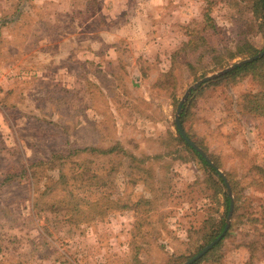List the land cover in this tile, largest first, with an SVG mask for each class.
I'll return each instance as SVG.
<instances>
[{
    "label": "rangeland",
    "instance_id": "rangeland-1",
    "mask_svg": "<svg viewBox=\"0 0 264 264\" xmlns=\"http://www.w3.org/2000/svg\"><path fill=\"white\" fill-rule=\"evenodd\" d=\"M143 1L0 0V264H182L227 224L177 108L264 49V17L257 0H155L147 18ZM229 72L184 102L235 208L195 262L264 264V80L211 83Z\"/></svg>",
    "mask_w": 264,
    "mask_h": 264
},
{
    "label": "trees",
    "instance_id": "trees-1",
    "mask_svg": "<svg viewBox=\"0 0 264 264\" xmlns=\"http://www.w3.org/2000/svg\"><path fill=\"white\" fill-rule=\"evenodd\" d=\"M256 6H257V11L260 12L261 16L264 17V0H257L256 1ZM20 11H18V13H20ZM249 50H243L240 51L239 53H248ZM255 52H257V50H251L249 52L250 55L255 54ZM260 60H255L251 63H246L243 64L241 66H238L237 68L233 69L231 72H229L228 74L217 78L215 80H212L211 83H217L222 79H226V78H237V77H241L243 75L246 74H259L261 73V79L264 80V66H260L259 63ZM264 82V81H263ZM264 86V84H263ZM250 103L252 104V109L254 111H256L257 113H259L260 115H264V88L259 91L256 94H253L250 98H249ZM186 115V104L183 105V111L181 114V120L182 122H184V118ZM178 137L179 140L183 143H185L188 147V149L190 151H192L194 153V155L200 160V162L203 164V166L206 168V170L208 171V174L211 176L212 178H216V182L218 184H221L224 188L226 187V183L225 180L222 176V174L220 173L219 170H217V168H215L198 150H196L193 146H191L190 144H187L186 141L184 140V138L182 137V134L180 133V131H178ZM224 197V204L226 207V215L229 212L230 209V204H231V198L230 195L228 194L227 191H224L223 194ZM235 210V208H234ZM226 221L225 219L222 220V222L220 223V227L213 232L212 234H210V238L208 240V243L211 242L212 240H214L215 238H217L219 236V234L222 232L223 228L225 227ZM222 241V240H221ZM217 243L213 249L215 247H217L220 243ZM200 261V260H198ZM193 264H197V262L193 263Z\"/></svg>",
    "mask_w": 264,
    "mask_h": 264
},
{
    "label": "water",
    "instance_id": "water-1",
    "mask_svg": "<svg viewBox=\"0 0 264 264\" xmlns=\"http://www.w3.org/2000/svg\"><path fill=\"white\" fill-rule=\"evenodd\" d=\"M264 56V49L249 57V58H246V59H243L241 61H238V62H235L233 65L221 70L220 72L216 73V74H213V75H209V76H206L204 77L203 79L199 80L197 83H195L194 85L190 86L187 90V92L185 93L183 99L180 101L179 105H178V108H177V114H176V124H177V127H178V130L180 131V133L182 134L183 138L186 140V142L188 144H190L191 146H193L196 150H198L215 168H217V170H219L218 166L211 160V158L208 156V154L202 149L200 148L196 143H194L189 137L188 135L186 134L183 126H182V123H181V112H182V108H183V104L185 102V100L188 98V96L190 95V93L192 92L193 89L197 88L198 86H200L202 83H204L205 81H208L210 79H213L217 76H220V75H223L235 68H237L238 66H241L243 64H246V63H249V62H252L258 58H261ZM220 171V170H219ZM220 173L222 174L224 180H225V183L227 185V188L230 192V198H231V204H230V209H229V214H228V220H227V224L224 228V230L222 231V233L215 239L213 240L210 244H208L202 251H200L198 254H196L194 257H192L191 259L187 260L186 262L182 263V264H192L193 262H195L197 259H199L200 257H202L205 253H207L217 242H219L223 237L224 235L226 234V232L228 231V228H229V225H230V220H231V217H232V214H233V209H234V200H233V197L231 195V189H230V184L226 178V176L223 174V172L220 171Z\"/></svg>",
    "mask_w": 264,
    "mask_h": 264
},
{
    "label": "crops",
    "instance_id": "crops-1",
    "mask_svg": "<svg viewBox=\"0 0 264 264\" xmlns=\"http://www.w3.org/2000/svg\"><path fill=\"white\" fill-rule=\"evenodd\" d=\"M143 2H144L143 6L146 5L147 7H146V9H143L142 12H141V10H138V12L140 14H142L144 12L145 15H147V18H150V14L155 13V0H144ZM149 8L151 9V13L149 12ZM150 27H152V28L155 27V18H151L149 20V28L148 29H150ZM149 34H150V32H149ZM153 43H155V41H153Z\"/></svg>",
    "mask_w": 264,
    "mask_h": 264
}]
</instances>
